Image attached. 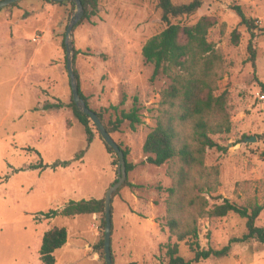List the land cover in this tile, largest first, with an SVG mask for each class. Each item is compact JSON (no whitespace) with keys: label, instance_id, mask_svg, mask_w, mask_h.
Instances as JSON below:
<instances>
[{"label":"rangeland","instance_id":"374dc122","mask_svg":"<svg viewBox=\"0 0 264 264\" xmlns=\"http://www.w3.org/2000/svg\"><path fill=\"white\" fill-rule=\"evenodd\" d=\"M234 5L258 26L252 39L255 68L248 60L250 34L238 25ZM74 11L69 3L45 0H17L0 8V264H44L39 259L40 238L53 225L69 233L66 244L54 251V264H103L92 258L100 235L99 215L42 216L70 200L102 197L117 176L96 127L92 125L95 133L88 144L83 124L68 106L71 88L62 40ZM202 15L216 20L207 37L223 55L217 93L227 91L231 122L228 133L215 136L224 149H206L205 164L217 167L219 185L205 195L210 204L223 198L240 205L264 204V0H203L195 14L181 20L193 23ZM164 27L155 0H101L97 14L72 32L73 49L79 50L74 67L89 106L105 120L128 111L134 99L139 106L141 123L136 129L124 121L112 133L134 163L128 173L133 186L112 196L114 264L167 262L163 245L170 233L163 189L171 179L166 164H149L142 151L167 79H150L153 66L145 62L141 48ZM236 27L241 36L233 44ZM36 35L40 37L33 41ZM58 102L62 106H56ZM59 161L70 163L53 167ZM198 224L204 248L219 249L246 232L245 219L233 213L202 217ZM256 224L264 227V210ZM179 247L185 258L192 257L183 241ZM192 264H264V244L254 239L232 243L227 255Z\"/></svg>","mask_w":264,"mask_h":264},{"label":"trees","instance_id":"16d2710c","mask_svg":"<svg viewBox=\"0 0 264 264\" xmlns=\"http://www.w3.org/2000/svg\"><path fill=\"white\" fill-rule=\"evenodd\" d=\"M45 1L69 3L73 9L75 8V4L70 0ZM100 1L81 0L83 14L74 27L95 16ZM202 2L203 0H189L182 3H176L173 0H155V6L161 12V20L165 23V27L159 33L149 37L141 48L145 62L153 66L150 79L154 80L159 77L167 79L166 86L160 91L154 126L148 131L142 144L145 161L155 166L166 164V173L171 179V183L163 190L167 193L166 226L170 236L175 237V241H171L169 236L168 241L163 245L167 257L165 264H192L212 255H227L232 243L247 242L250 239L264 244V227L256 224L258 215L264 210V204L252 202L240 205L228 198H223L220 203L210 204L205 195L213 194L219 185L217 167H208L205 164L206 149H224V145L216 140L215 136L228 133L231 129V122L227 91L217 93L218 82L224 74L223 55L215 43L207 37L209 28L216 23V20L210 15H202L193 23L181 20L195 14ZM232 8L239 17L238 25H244L250 34L248 42L250 58L248 60L255 68V50L252 47V39L258 33V26L253 19L245 15L240 6L234 5ZM261 31H264V28ZM240 36L238 28H234L231 32L232 43L238 44ZM62 47L65 50L64 39ZM78 52V49H73L74 59ZM74 72L79 94L89 106L86 96L80 89L78 72L75 67ZM262 88L264 90V84ZM55 105L60 107L62 103L58 102ZM52 106L51 103L45 104V107ZM68 106L77 120L83 124L89 144L94 137L95 132L92 125L95 126V124L76 106L72 94ZM94 111L111 136L112 133L119 131L124 121H128L131 130H135L136 126L141 123L136 99L128 111L122 110L120 115L114 119L105 120L101 112ZM96 131L101 138L97 129ZM101 140L112 157L111 164L117 165V153L102 138ZM115 141L123 150L127 177L112 196L117 194L122 187L133 186L128 173L134 168V163L128 160L129 150L123 148L121 142ZM81 155L82 153L77 154L76 159H80ZM69 163L70 161H59L54 163L53 167L66 166ZM104 195L100 198L70 200L60 209H51L42 213V216L46 218L56 215H99L100 235L93 244V250L103 264H105ZM231 213L245 219L246 232L241 236L231 237L229 242L219 249L202 247L199 242L198 219L224 217ZM112 232L113 223L111 235ZM66 241L67 229L64 226H51L43 232L39 246V259L44 264H54L56 261L54 251L64 246ZM181 241L193 253L192 257L185 258L180 254L179 242ZM130 264H136V262Z\"/></svg>","mask_w":264,"mask_h":264},{"label":"water","instance_id":"95a60500","mask_svg":"<svg viewBox=\"0 0 264 264\" xmlns=\"http://www.w3.org/2000/svg\"><path fill=\"white\" fill-rule=\"evenodd\" d=\"M17 0H0V7L6 6ZM61 1V0H49ZM75 4V11L71 16L65 32H64V46L66 57V72L69 78L72 99L81 112L87 114L91 121L95 124L101 138L114 149L118 155V163L116 165V179L108 186L104 195V228H103V249L105 264H113L111 251V227H112V194L122 184L127 177L125 158L123 150L116 143L111 134L106 130L97 113L86 105L84 99L80 96L78 91V83L74 72V54H73V27L77 21L82 17L83 6L81 0H70ZM248 141H253L254 137L246 138Z\"/></svg>","mask_w":264,"mask_h":264},{"label":"crops","instance_id":"0c3cea01","mask_svg":"<svg viewBox=\"0 0 264 264\" xmlns=\"http://www.w3.org/2000/svg\"><path fill=\"white\" fill-rule=\"evenodd\" d=\"M95 215H96V214H92V217L95 216ZM42 235H43V234H42ZM68 237H69V233H68V231H67V239H68ZM41 238H42V236H41ZM41 238H40V239H41ZM66 242H67V241H66ZM65 244H66V243H65ZM65 244H64V245H65ZM85 246H86V248H89V247H90V246H89V243H86ZM92 258H93V259H95V258L97 259V258H98L97 253L93 252ZM97 260H98V259H97Z\"/></svg>","mask_w":264,"mask_h":264},{"label":"built area","instance_id":"2783aa9c","mask_svg":"<svg viewBox=\"0 0 264 264\" xmlns=\"http://www.w3.org/2000/svg\"><path fill=\"white\" fill-rule=\"evenodd\" d=\"M40 36L39 35H36L35 37L32 38L33 41H36L37 38H39ZM263 96H261L262 98ZM95 228H97V225L93 224Z\"/></svg>","mask_w":264,"mask_h":264}]
</instances>
